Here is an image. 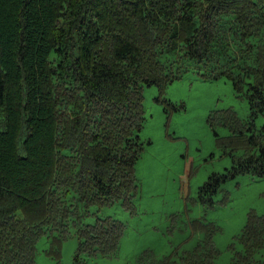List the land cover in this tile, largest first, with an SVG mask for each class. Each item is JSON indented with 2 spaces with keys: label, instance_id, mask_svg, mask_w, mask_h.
<instances>
[{
  "label": "trees",
  "instance_id": "trees-1",
  "mask_svg": "<svg viewBox=\"0 0 264 264\" xmlns=\"http://www.w3.org/2000/svg\"><path fill=\"white\" fill-rule=\"evenodd\" d=\"M191 70L229 80L249 105L246 120L209 116L231 159L199 188L213 206L228 180L264 176V0H0V264H36L43 237L56 264L73 237L75 264L117 254L126 223L84 220L117 203L135 212L144 85L163 91ZM180 215L172 229L202 239L136 264H216L221 229ZM261 250L264 216L250 212L229 264H264Z\"/></svg>",
  "mask_w": 264,
  "mask_h": 264
},
{
  "label": "rangeland",
  "instance_id": "rangeland-1",
  "mask_svg": "<svg viewBox=\"0 0 264 264\" xmlns=\"http://www.w3.org/2000/svg\"><path fill=\"white\" fill-rule=\"evenodd\" d=\"M143 108L145 120L139 136L145 145L134 169L140 187L135 212L123 210L119 203L92 209L85 224L112 217L126 223L127 229L114 257L90 259L87 264H136L137 256L145 250L163 257L178 247L192 249L202 236L187 240L188 230L172 229L170 217L176 216V220L178 213L185 223L204 220L216 224L221 229L215 236L220 251L216 264H229L232 253L228 246L242 231L248 213L264 216V176L228 180L212 196L213 206L198 199V191L212 174H224L231 167L230 156L215 135L226 136L228 131L218 123L209 125L211 112L232 110L246 120L250 115L247 101L237 97L229 80H204L191 70L163 91L144 85ZM257 124H264V117L257 119ZM77 242L73 237L64 243L62 264H75ZM48 248L49 240L43 237L37 244L36 264H56L46 256ZM236 249L241 251V245ZM256 258L264 259V250Z\"/></svg>",
  "mask_w": 264,
  "mask_h": 264
}]
</instances>
